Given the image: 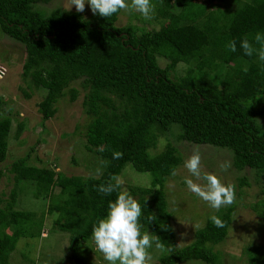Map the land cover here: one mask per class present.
Segmentation results:
<instances>
[{"label":"trees","instance_id":"1","mask_svg":"<svg viewBox=\"0 0 264 264\" xmlns=\"http://www.w3.org/2000/svg\"><path fill=\"white\" fill-rule=\"evenodd\" d=\"M49 1L0 0V29L24 45L22 77L28 87L45 91L38 102L43 119L54 115L60 98L76 99L73 83L79 82L88 118L84 148L103 165L97 164L98 176L47 173L28 167L27 153L6 168L14 182L34 179L35 197L43 193L52 206L67 209L73 229L67 246L70 264H85L79 246L92 237L94 225L117 195L97 188L130 163L151 174L148 186H133L129 193L142 208L141 231H149L164 246L158 264L189 259L222 264L212 246L227 234L232 208L216 215L223 227L208 219L190 243L176 246L164 182L181 158L169 142L156 153L151 149L159 136L177 126L181 140L231 151L235 168L253 169L263 177L264 193V129L259 124L264 116L259 103L264 97V61L258 55L261 44L254 39L257 33L264 35V0H164L158 12L168 17L170 26L158 30L118 27L121 10L104 18L37 8ZM171 6L178 12L168 11ZM245 38L256 49L251 56L241 48ZM230 41L236 43L235 52L227 48ZM159 57L167 59L164 67ZM180 62L186 64L185 72L172 78L170 72ZM11 123L9 117L0 118V163L8 155ZM101 146L106 150L98 151ZM116 150L122 158H112ZM240 183L246 182L241 178ZM15 194L13 188L7 198L0 197V264H10L20 238L41 235L42 218L14 209ZM253 252L260 255L254 257ZM250 255L249 264H264V250L254 248Z\"/></svg>","mask_w":264,"mask_h":264},{"label":"rangeland","instance_id":"2","mask_svg":"<svg viewBox=\"0 0 264 264\" xmlns=\"http://www.w3.org/2000/svg\"><path fill=\"white\" fill-rule=\"evenodd\" d=\"M197 3H206L205 0H193ZM130 4V0H127ZM154 5V13L151 19H144L140 13L134 10H121L116 20L118 27H137L146 30H158L160 27L170 26V20L158 12V6L164 5V0H151ZM69 0H50L48 3H40L37 8L46 12L60 9L65 11ZM168 4V2H167ZM207 10L211 6L207 5ZM168 11L178 12L177 8H168ZM82 14L92 16V12L85 4ZM25 58L24 45L10 38L0 29V118L9 117L12 120L8 135V155L0 163V197L7 198L10 191L15 188L14 209L28 211L35 215L36 219L42 218L41 235L36 238H20L15 250L10 257V264H70L69 244L73 231L68 222L67 209L52 206L42 193L35 197L37 184L34 179H20L14 182L12 174L7 167L17 158L29 154L27 166L44 169L51 172H61L65 175L98 176L103 161L85 150L84 127L87 116L82 107V98L85 90L75 81L73 86L78 94L75 100H70L69 95L60 98L53 116L43 119L38 111V102L45 94L43 89L28 87L27 79L22 77V63ZM159 65L164 67L167 59L159 57ZM186 64L180 62L175 70L170 72L172 78L182 76ZM25 92L29 97L25 96ZM264 105V97L260 100ZM22 125L19 130L18 126ZM264 129V116L259 119ZM79 126V129L76 127ZM180 129L177 126L157 138V145L152 148L156 153L160 150L161 138L166 143H171L177 148V154L181 158L176 167V175L169 176L164 182V190L168 202V208L172 215V227L175 235V244L182 247L191 242L198 224H205L212 215L224 212L228 207L232 208L231 221L227 234L223 240L212 246L220 255L222 264H249L250 252L254 248L264 250V193H262L263 177L253 169H237L232 165V153L228 149L218 148L212 145H199L189 143L178 138ZM194 148H199L201 153L202 173H214L225 184H234L235 202L231 206L223 207L218 212L212 209L206 202L198 198L188 190L184 183L185 177L191 174L184 167L185 160L192 154ZM99 161V162H98ZM230 162L226 171L220 170V164ZM98 164V165H97ZM97 168V169H96ZM118 176H122L124 188L129 192L133 186L145 187L150 184L151 174L146 171H137L130 163H127ZM56 177V176H54ZM246 182L241 184L240 180ZM194 179V178H193ZM203 183V181H201ZM58 192V188L55 190ZM133 198H137L136 195ZM148 232L149 231H142ZM153 236V235H151ZM154 237V236H153ZM152 255L150 264H158L160 257L165 253L153 247L148 250ZM78 255L84 259L85 264H108L103 259L92 239L83 241L79 246ZM260 254L252 253L257 257ZM177 264H208L202 260L189 259Z\"/></svg>","mask_w":264,"mask_h":264},{"label":"clouds","instance_id":"3","mask_svg":"<svg viewBox=\"0 0 264 264\" xmlns=\"http://www.w3.org/2000/svg\"><path fill=\"white\" fill-rule=\"evenodd\" d=\"M88 4L93 15H100L104 18L110 17L120 10H134L141 14L144 19H151L154 13V5L151 0H69L65 11H71L75 6L76 12H84L85 4ZM255 41L261 44L259 59L264 61V35L257 33ZM227 48L236 51L235 41H230ZM241 48L245 55L251 56L256 49L247 38L241 41ZM161 148L166 140L159 141ZM98 151H105V147H98ZM123 153L116 150L112 152L113 159L122 158ZM184 167L191 174L185 177L184 183L189 191L206 202L212 209L219 211L223 207L231 206L235 202L234 184H225L221 178L214 173H202L201 153L199 148H194L192 154L185 160ZM230 162L220 164V170L226 171ZM175 176L176 172L173 171ZM98 178V177H97ZM203 181V183H201ZM125 181L122 176L113 175L109 182L98 186L97 191L105 195L117 193L114 201L108 205L106 215L100 218L92 229V239L97 250L102 253L103 259L108 264H150L152 255L148 251L153 247L165 251L164 246L157 237L151 236L148 232H142L140 217L142 208L140 203L124 188ZM149 220L152 218L149 217ZM216 227H223V221L216 215L210 217ZM196 227H204L198 224ZM171 252V249H167Z\"/></svg>","mask_w":264,"mask_h":264},{"label":"built area","instance_id":"4","mask_svg":"<svg viewBox=\"0 0 264 264\" xmlns=\"http://www.w3.org/2000/svg\"><path fill=\"white\" fill-rule=\"evenodd\" d=\"M2 72H3V68H2V67H0V74H3Z\"/></svg>","mask_w":264,"mask_h":264}]
</instances>
